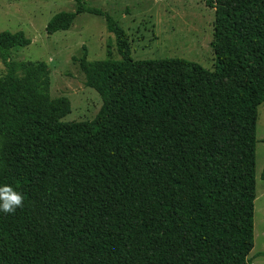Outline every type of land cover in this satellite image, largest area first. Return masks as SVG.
Segmentation results:
<instances>
[{"label": "trees", "instance_id": "trees-1", "mask_svg": "<svg viewBox=\"0 0 264 264\" xmlns=\"http://www.w3.org/2000/svg\"><path fill=\"white\" fill-rule=\"evenodd\" d=\"M73 1L47 33L103 17L121 56L79 59L92 121L64 122L49 64L14 61L31 40L0 32V264H253L264 0L208 1L213 70L134 60L115 19Z\"/></svg>", "mask_w": 264, "mask_h": 264}, {"label": "rangeland", "instance_id": "rangeland-1", "mask_svg": "<svg viewBox=\"0 0 264 264\" xmlns=\"http://www.w3.org/2000/svg\"><path fill=\"white\" fill-rule=\"evenodd\" d=\"M209 0H94L88 3L113 19L126 31L134 60L180 58L208 70L215 65L211 47L215 10ZM73 0H0V32H24L27 47L14 49V61H43L51 69V95L66 97L71 113L63 121H92L98 115L101 96L86 85L80 61L84 48L89 61L121 60L115 36L106 19L83 13L71 29L47 33L51 19L60 12H75ZM6 67L0 58V76ZM257 198L253 264H264V104L257 123Z\"/></svg>", "mask_w": 264, "mask_h": 264}]
</instances>
